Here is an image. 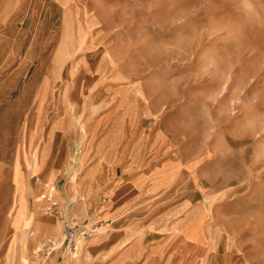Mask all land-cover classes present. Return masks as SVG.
I'll return each instance as SVG.
<instances>
[{
  "label": "rangeland",
  "instance_id": "obj_1",
  "mask_svg": "<svg viewBox=\"0 0 264 264\" xmlns=\"http://www.w3.org/2000/svg\"><path fill=\"white\" fill-rule=\"evenodd\" d=\"M104 1L94 29L78 7L66 10L56 0H0V264H33L39 243L60 237L65 224L95 232L76 254L57 251L46 264L54 257L57 264H212L210 189L178 174L147 191L123 166L117 174L109 167L88 174L98 158L87 122L111 113L109 90L120 85L114 70L143 81L164 69L172 81L192 65L184 59L207 48L213 73L225 72L231 86L242 71L255 75L251 86H264V0H151L166 6L153 10L150 27L131 20L129 0ZM50 121L70 122L71 133L49 136ZM177 143L179 158L190 159L191 143ZM152 159L141 167L143 178ZM210 167L202 158L206 183ZM44 183L57 191L55 217L43 212ZM198 198L204 205L192 220ZM193 228L201 234L184 239Z\"/></svg>",
  "mask_w": 264,
  "mask_h": 264
},
{
  "label": "crops",
  "instance_id": "obj_2",
  "mask_svg": "<svg viewBox=\"0 0 264 264\" xmlns=\"http://www.w3.org/2000/svg\"><path fill=\"white\" fill-rule=\"evenodd\" d=\"M59 1L66 10L78 7L82 22L94 29L106 4L104 0ZM129 4L134 13L131 20H144L148 27L153 10L166 6L154 7L151 0H129ZM82 14L94 23L88 25ZM205 50L184 59L192 65L184 66L172 81L164 69L149 71L143 81L132 79L133 72L114 70L112 75L118 79L113 83L120 85L109 90L114 103L111 113L87 122L98 158L87 173L98 174L109 167L117 174L123 166L122 174H132L131 181L146 184L147 191L161 190L178 174H186L193 187L203 184L212 189L205 209L212 219V264H264V86H251L255 75L249 71H242L231 86L225 72L213 73L212 48ZM71 129L70 122L50 121L48 132L58 137ZM177 142L191 143L190 159L179 158L182 145ZM148 157L155 163L143 178L141 167ZM202 158L212 161L208 183L201 175ZM100 188L102 184L95 189ZM202 203L198 198L190 204L192 220L200 217ZM198 234V228L185 230L183 238ZM52 255L59 258L56 252ZM47 264H57L55 257Z\"/></svg>",
  "mask_w": 264,
  "mask_h": 264
},
{
  "label": "built area",
  "instance_id": "obj_3",
  "mask_svg": "<svg viewBox=\"0 0 264 264\" xmlns=\"http://www.w3.org/2000/svg\"><path fill=\"white\" fill-rule=\"evenodd\" d=\"M54 185L50 183H44V189L41 193V198L44 200V214L47 216H56V211L59 202ZM92 232H95V228L89 229L85 226H78L74 228L68 224H65L63 233L60 237L46 236L39 243L37 248L33 251V264H45L46 260L55 252L63 250L66 254H76L82 247V243L86 237Z\"/></svg>",
  "mask_w": 264,
  "mask_h": 264
},
{
  "label": "bare ground",
  "instance_id": "obj_4",
  "mask_svg": "<svg viewBox=\"0 0 264 264\" xmlns=\"http://www.w3.org/2000/svg\"><path fill=\"white\" fill-rule=\"evenodd\" d=\"M67 262V261H66Z\"/></svg>",
  "mask_w": 264,
  "mask_h": 264
}]
</instances>
